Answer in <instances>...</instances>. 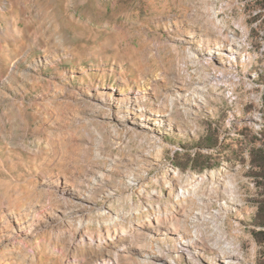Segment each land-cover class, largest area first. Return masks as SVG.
Returning <instances> with one entry per match:
<instances>
[{
	"label": "rangeland",
	"instance_id": "obj_1",
	"mask_svg": "<svg viewBox=\"0 0 264 264\" xmlns=\"http://www.w3.org/2000/svg\"><path fill=\"white\" fill-rule=\"evenodd\" d=\"M51 83L63 90L51 107L59 116L52 141L43 132L35 156V131L50 116L33 102ZM0 91L7 98L0 103L8 131L0 138L3 182L25 180L46 158L61 157L63 147L81 170L82 156L91 158L95 148L73 139L100 132L106 148L98 161L114 175L91 196L94 207L84 215L91 230L133 207L140 211L126 213L124 226L183 205L177 216L190 235L202 206L194 195L177 200L175 171L183 181L216 171L219 196L206 204L223 218L218 227L209 219L199 225L200 264H223L219 255H227L229 242L241 253L235 264H264V188L250 158L264 142V0H0ZM91 97L101 101L97 108ZM129 98L140 103L120 104ZM56 129L68 131L59 137ZM17 132L25 144L12 143ZM60 167L59 161L50 169ZM143 171L127 191V177ZM232 182L240 196L222 207ZM177 237L152 233L153 250L168 245L176 264H196L176 252ZM37 264L61 259L43 252Z\"/></svg>",
	"mask_w": 264,
	"mask_h": 264
},
{
	"label": "bare ground",
	"instance_id": "obj_2",
	"mask_svg": "<svg viewBox=\"0 0 264 264\" xmlns=\"http://www.w3.org/2000/svg\"><path fill=\"white\" fill-rule=\"evenodd\" d=\"M224 46L228 48L229 57H231L230 55L234 54L232 42L228 40ZM217 53L221 54L219 51ZM205 61L209 63V59ZM61 92H63L61 88L51 83L49 91L39 94L33 102L45 108L50 116V122L45 126H39L35 131L36 148H31L35 156L42 151L40 141L43 138L41 136L43 132L48 135V144L52 141L51 136L55 127L51 125L57 124L59 113L51 107H53V99ZM5 98L6 95L0 91V103ZM173 99L171 100L172 105L175 103ZM94 100L91 97L90 105L97 108L101 101L96 100L95 102ZM120 102L124 106L140 103L139 98H129ZM5 123L0 113V138L8 134ZM56 130L59 132L56 136L59 137L65 136L68 131L66 129ZM18 135L20 139L12 143L25 144V136L19 133ZM77 139L81 145L93 144L95 148L91 158L82 156L85 165L81 170L72 166V163L76 161L72 157H65L68 147H63L59 153L61 157L56 155L51 159L46 158L42 167L30 169L25 180L16 177L13 182H3L4 180L0 179V264H37L43 252L52 256H60L61 264H176V259L169 254L172 250L170 246L159 245L155 252L150 240L152 233L165 234L168 231L178 234L176 252L186 251L196 264H200L197 246L205 242L199 225L208 219L216 225L217 219L223 218L220 210L208 212L206 204L219 196L217 186L221 180L220 172L212 171L200 176H190L183 181L181 171H175L179 177L176 183L177 200L182 201L194 195L202 206L193 215L196 230L190 235L186 233L182 221L177 216L178 212H186L183 205L177 212L156 213L142 222L124 226L121 219L126 213L136 214L140 211V208L133 207L129 211H121V215L117 214L111 225L107 226L99 220L96 228L91 230L84 220L85 213L94 207V200L91 196L104 183H108L114 174L111 166H103L98 161L105 156L106 137L103 134L99 132L92 137H75L73 139L75 144ZM59 161L61 167L58 171L50 169ZM0 173H4L3 169H0ZM22 174L20 176H23ZM145 174L146 171H143L138 176H128L127 185L124 188L131 191L133 183ZM208 180L211 181L210 186H204L203 183ZM229 188L232 193L226 201L221 202L222 207L232 205L240 196L235 182H232ZM129 196L133 199L132 194ZM43 232L49 234L48 239L39 238ZM228 245L230 249L226 252L227 255L221 254L219 258L223 264H235V255L241 256V253L232 243L229 242ZM134 247L138 250H133Z\"/></svg>",
	"mask_w": 264,
	"mask_h": 264
},
{
	"label": "trees",
	"instance_id": "obj_3",
	"mask_svg": "<svg viewBox=\"0 0 264 264\" xmlns=\"http://www.w3.org/2000/svg\"><path fill=\"white\" fill-rule=\"evenodd\" d=\"M261 135L264 141V128L261 131ZM250 154L255 177L258 179L260 187L264 188V142L261 145L253 146Z\"/></svg>",
	"mask_w": 264,
	"mask_h": 264
}]
</instances>
